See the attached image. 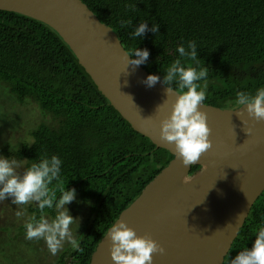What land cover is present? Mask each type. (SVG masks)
<instances>
[{
	"label": "trees",
	"instance_id": "1",
	"mask_svg": "<svg viewBox=\"0 0 264 264\" xmlns=\"http://www.w3.org/2000/svg\"><path fill=\"white\" fill-rule=\"evenodd\" d=\"M81 1L133 60L178 93L230 110L264 100V0ZM0 85L43 116L31 143L0 146V157L24 164L37 197L28 226L61 225L58 264H90L109 229L174 157L133 130L56 32L4 11ZM72 197L85 210L74 206L66 222L58 208ZM224 264H264V193Z\"/></svg>",
	"mask_w": 264,
	"mask_h": 264
},
{
	"label": "water",
	"instance_id": "2",
	"mask_svg": "<svg viewBox=\"0 0 264 264\" xmlns=\"http://www.w3.org/2000/svg\"><path fill=\"white\" fill-rule=\"evenodd\" d=\"M56 32L98 90L174 159L120 215L90 264H224L264 193V100L235 110L150 75L81 0H0ZM192 167H200L190 176Z\"/></svg>",
	"mask_w": 264,
	"mask_h": 264
},
{
	"label": "rangeland",
	"instance_id": "3",
	"mask_svg": "<svg viewBox=\"0 0 264 264\" xmlns=\"http://www.w3.org/2000/svg\"><path fill=\"white\" fill-rule=\"evenodd\" d=\"M18 98L0 85V146L12 151L24 142H32L30 133L43 119L36 105L27 98L19 101ZM36 200L24 164L0 157V264H58L62 257L64 247L58 242L61 225L57 227L45 220L40 226H28L33 219L28 208ZM74 206L78 211L85 210L73 197L59 206L66 222L72 220Z\"/></svg>",
	"mask_w": 264,
	"mask_h": 264
}]
</instances>
